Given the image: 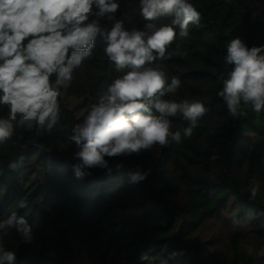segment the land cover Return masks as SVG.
<instances>
[{
  "label": "trees",
  "instance_id": "1",
  "mask_svg": "<svg viewBox=\"0 0 264 264\" xmlns=\"http://www.w3.org/2000/svg\"><path fill=\"white\" fill-rule=\"evenodd\" d=\"M190 2L201 13L200 24L190 25L189 36L177 37L169 49L179 44L186 54L161 62L169 80H181L178 92L165 99L199 100L208 108L190 139L154 145L139 156L106 157L110 172L91 169L77 179L80 148L70 135L82 118L60 95L61 121L51 133L17 129L0 143V220L15 212L34 233L30 244L15 229L3 236L15 264H148L142 254L164 257L167 264H264L258 255L264 248V113L257 117L249 109L234 119L217 95L218 75L226 78L233 67L223 59L227 43L240 37L249 47L264 45V0ZM119 3L116 18L128 29H142L139 0ZM103 47L97 39L93 56L61 89L88 110L121 75ZM6 113L0 106V116ZM171 119L172 131L189 123L179 114ZM14 161L19 166L11 170ZM137 167L148 175L132 183L129 174ZM254 185L258 192L251 199Z\"/></svg>",
  "mask_w": 264,
  "mask_h": 264
},
{
  "label": "clouds",
  "instance_id": "2",
  "mask_svg": "<svg viewBox=\"0 0 264 264\" xmlns=\"http://www.w3.org/2000/svg\"><path fill=\"white\" fill-rule=\"evenodd\" d=\"M119 10V0H0V106L7 109L0 116V143L11 139L17 129L35 130L37 135L53 131L61 121V89L93 56L97 39L121 75L98 93L72 128L70 139L80 148L75 153V177L82 179L96 168L110 172L106 157L139 156L154 145L181 144L192 137L208 108L199 100L165 99L178 92L181 80L175 75L169 80L161 62L186 54L179 44L169 49L177 37L189 36L190 25L199 26L201 13L190 0H139L143 28L128 29L116 18ZM165 18L170 23H157ZM223 59L233 65L226 78L218 75L222 88L217 95L228 115L236 119L250 109L260 117L264 113V45L249 47L240 37L233 38ZM178 114L189 123L172 131L171 118ZM18 166L17 161L9 164L11 170ZM147 175L137 167L129 174L130 182H140ZM250 192L254 199L258 185ZM20 206L26 207L27 202L21 201ZM12 229L24 243L33 242L32 227L23 216L13 212L0 220V264H15V251L7 250L2 239ZM244 247L252 255L253 248ZM258 255L264 256V248ZM140 259L167 264L164 257L142 254Z\"/></svg>",
  "mask_w": 264,
  "mask_h": 264
},
{
  "label": "rangeland",
  "instance_id": "3",
  "mask_svg": "<svg viewBox=\"0 0 264 264\" xmlns=\"http://www.w3.org/2000/svg\"><path fill=\"white\" fill-rule=\"evenodd\" d=\"M61 98L67 108L74 112L77 119H83L88 110V107L84 105L83 100L77 99L73 96H69L67 94V89H65V91L61 93Z\"/></svg>",
  "mask_w": 264,
  "mask_h": 264
}]
</instances>
